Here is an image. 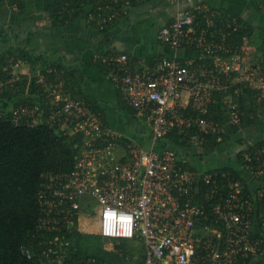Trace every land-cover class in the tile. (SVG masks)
I'll return each mask as SVG.
<instances>
[{
	"label": "built area",
	"instance_id": "1",
	"mask_svg": "<svg viewBox=\"0 0 264 264\" xmlns=\"http://www.w3.org/2000/svg\"><path fill=\"white\" fill-rule=\"evenodd\" d=\"M94 2L96 13L91 5L80 6H87L83 17L101 30L131 8L130 0ZM240 29L237 18L222 17L219 10L199 4L179 11L158 35L165 46L187 48L192 57H165L153 68L142 63L136 68L124 53L101 57L125 103L148 123L149 149L107 124L85 99H73L59 87L50 88L44 72L37 71L35 78L42 88L48 86L47 95L43 103L15 108L14 125L57 124L63 135L81 136L75 169L42 175L38 233L76 232L81 212L89 207L88 214L95 215L97 203L100 236L139 242L144 264L260 262L264 218L256 199L264 197V187L258 186L264 177V146L243 154L248 181L221 168L200 170L167 141L176 132L189 139L190 148L204 150L210 138L242 125L245 112L235 103L230 104L226 123L209 118L217 96L229 104L231 95L238 92L233 83L238 85L236 77L255 51L245 44L246 39L239 45L230 41ZM14 67L10 77L0 74V92L19 80ZM180 160H187L189 166ZM247 184L251 187L246 194ZM70 244L67 238L56 240L47 261L64 264L60 254ZM90 261L98 264L97 259Z\"/></svg>",
	"mask_w": 264,
	"mask_h": 264
},
{
	"label": "trees",
	"instance_id": "2",
	"mask_svg": "<svg viewBox=\"0 0 264 264\" xmlns=\"http://www.w3.org/2000/svg\"><path fill=\"white\" fill-rule=\"evenodd\" d=\"M143 1L147 0H130L131 8L128 11L138 7ZM251 1L255 10L264 15V0ZM82 3L93 6V12L96 13L98 7L95 6L94 0H44L43 9L47 22L51 27L73 25L77 19L85 15L87 6H80ZM7 8H17L18 13L23 14L27 10V3L25 0H0V14ZM101 12L103 17L105 13ZM123 15L124 13L121 16ZM222 17L237 18L241 22L242 29L233 33L230 38L231 42L239 45L246 39L256 47L258 58H255V61L257 59L258 61L253 63V67L259 73L256 79L263 80V86L258 89L252 85L245 87L241 83L238 92L231 95L229 104L223 101V97L217 96L215 103L210 106L209 118L219 123H226L229 118L230 104L234 103L245 112V117L241 126L230 127L226 135L210 138V141L205 144L204 152H212L233 140L242 128L264 123V29L248 24L239 16L227 17L222 14ZM118 19L119 17L116 20ZM114 23H107L102 30H107ZM218 25H220L219 22ZM28 42L30 44L31 40ZM6 51L13 52L0 55L2 76L10 77L13 67L22 61L32 67L40 65L50 88L59 87L73 99L81 98L76 95V91L71 92L73 88L71 83L74 82L73 75L64 72L59 64L51 62L46 54L36 55L31 52L34 51L33 49H26L23 45L11 47ZM133 64L136 68L142 67L138 62ZM49 69L51 72L48 71ZM105 70L108 75V68L105 67ZM60 76L63 77L64 82ZM46 95L47 91L38 84L37 79L26 74L20 76L13 87L0 92V264H51L55 261L49 263L47 259L52 258L50 252L55 249V241L61 238H67L71 242L70 246L65 248L68 254L64 264H94L90 261L92 259H97L98 264H126V261L135 255L134 260H131L132 264H144V248L139 242L136 243L141 247L135 246L133 241L107 240L97 235L91 240L90 245V240L88 241L87 237L77 230L74 233L64 230L62 234L37 232L41 211L38 191L42 175L73 171L78 154L76 144L81 141L79 135L75 137L60 133L57 124H43L34 127L14 125L13 111L15 108L23 104L43 103ZM94 109L99 111L96 107ZM127 110L137 114L128 105ZM105 122L108 124L106 120ZM167 141L180 148L191 146L188 138L177 136L176 132L170 134ZM263 146L264 140L250 147V150ZM243 154L244 151L238 154L242 163ZM180 163L186 167L189 166L187 160H180ZM220 171H231L241 179L245 176L243 171L239 172L230 167L220 169ZM258 182V186L264 187V177ZM249 186L247 184L244 193L250 192L251 186ZM256 200L261 216L264 218V197ZM255 264H264V256L259 263Z\"/></svg>",
	"mask_w": 264,
	"mask_h": 264
},
{
	"label": "crops",
	"instance_id": "3",
	"mask_svg": "<svg viewBox=\"0 0 264 264\" xmlns=\"http://www.w3.org/2000/svg\"><path fill=\"white\" fill-rule=\"evenodd\" d=\"M204 3L212 5L224 16H239L248 24L264 29V15L255 10L251 0H147L138 7L124 12V15L119 17V21L113 22L114 24L105 31L85 17L77 19L71 26L51 27L46 15L39 14L41 13L39 10H37L39 13L33 14L31 21L29 18L23 19V15L18 11L14 14L12 12L14 9L7 8L0 14V55L13 52L6 50L17 45L33 49L34 51L31 52L36 55L46 54L51 62L59 64L64 72L73 75L72 93L76 91L77 96L85 98L96 107L108 124L124 137L148 146L150 142L148 123L143 117L127 110L123 95L107 75L105 70L107 66L103 65L101 57L124 53L129 55L132 63L148 64L151 68L165 57H176L181 60L192 57L191 51L187 48L172 50L165 46L159 41L158 35L164 26L172 22L179 11L185 12L195 5ZM34 8L30 2H27V11ZM16 14L22 16L14 17ZM26 14L28 12L24 15ZM16 21L20 24L17 29L13 27L16 26ZM28 40H31L30 44ZM251 46L255 51L248 57V61L255 75L253 63L258 61V59L255 61L258 56L256 47L253 44ZM36 67L41 69L40 65ZM30 69L31 66L24 61L14 67L19 77L24 74L29 76ZM30 77H33L32 74ZM60 77L64 82L63 77ZM262 140H264V123L242 128L233 140L222 146L224 148L219 147L212 152L173 146L182 157L190 160L192 165L200 170L230 167L242 172L243 165L238 154ZM234 142L241 145L238 150L232 152L229 150V145ZM226 148L229 152L224 153ZM207 163L211 164L207 166ZM218 163H221V166L211 167ZM248 181H250L249 177ZM251 182L253 185L257 184L255 181Z\"/></svg>",
	"mask_w": 264,
	"mask_h": 264
},
{
	"label": "rangeland",
	"instance_id": "4",
	"mask_svg": "<svg viewBox=\"0 0 264 264\" xmlns=\"http://www.w3.org/2000/svg\"><path fill=\"white\" fill-rule=\"evenodd\" d=\"M27 2H30L31 5H32V7H35L36 9L34 8V9H31L30 11H27L26 10L25 13L28 12V14L24 15L25 14L24 13V14H22L23 16L22 15H19V14H16L14 17L22 16L23 19L24 18H29L32 21V18L34 17L33 14L39 13L37 10H39L41 12L39 14H41L43 16L45 15V12H44V9H43V2H44V0H27ZM209 6L210 7H213L212 5H209ZM227 7H228V5H227ZM12 9H14V11H12V12L15 14L17 12V10L15 8H12ZM15 25L17 26L16 27V26L13 25V27L15 29H17V28L20 27V24L17 23V21L15 22ZM245 44H248L250 46L251 45V42L249 40H246V43ZM247 61H248V59L246 60V64H245V67L243 69V72L236 77V81H239L238 85L235 84V83H233V84H234V86H236L238 88H239V85H241V83H243L245 85V87H247L249 85H252V86H254V87H256V88L259 89V88H261L263 86V82H262L263 80H261V79L260 80H257L256 79L259 76V73L255 71V75H253L254 73L252 71L253 70L252 69V66H250V62L249 61L247 62ZM38 70H39L38 67H32L31 66V69H30V72H29V77L31 76V74H32L33 77H35V75H36V73H37ZM17 75H19V74H17ZM27 76H28V74H27ZM45 89H48V86L45 87ZM185 97H186V94L184 93L183 94V99H185ZM240 145H241V143L234 142L233 144H230L229 145V150L232 151V152H234L233 150H236L237 148H239ZM222 146H224V145H222ZM222 146H220V148ZM149 148H150V145L147 146V149H149ZM222 148H224V147H222ZM229 150H228V148H226L225 151H224V153L229 152ZM199 164L200 163L198 162V165ZM209 164H211V163H207V166ZM215 166H221V163H218V164H215V165H211V167H215ZM244 175H245L246 179H248V174L244 173ZM95 206H96V208L94 207V209H95L94 214L95 215L88 214L90 212L88 211V208L89 207H87L85 210H83L81 212L80 217L78 219V224L76 225L77 231L80 232V233H82L85 237H87L88 241L90 240V242H89L90 245H91V240L93 238L97 237V235H100L99 234V230H98V226H99L98 225L99 207H98V204L97 203H95ZM107 240H109V239H107ZM110 240H116V239H110ZM116 241H119V240H116ZM133 242H135V241H133ZM135 244H136L135 246H140V245H137L136 242H135ZM67 254H68L67 251H64V252H62L60 254V256H61V258L64 257L66 259ZM135 257H136V255L133 258L128 259L126 261V264H132L133 261H131V260H134Z\"/></svg>",
	"mask_w": 264,
	"mask_h": 264
},
{
	"label": "clouds",
	"instance_id": "5",
	"mask_svg": "<svg viewBox=\"0 0 264 264\" xmlns=\"http://www.w3.org/2000/svg\"><path fill=\"white\" fill-rule=\"evenodd\" d=\"M213 8V7H212ZM221 12V11H220ZM251 56V55H250ZM246 64V63H245ZM245 152V151H244Z\"/></svg>",
	"mask_w": 264,
	"mask_h": 264
}]
</instances>
